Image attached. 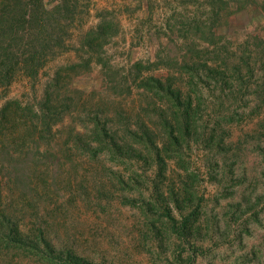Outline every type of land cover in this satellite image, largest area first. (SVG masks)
Instances as JSON below:
<instances>
[{"label": "rangeland", "instance_id": "374dc122", "mask_svg": "<svg viewBox=\"0 0 264 264\" xmlns=\"http://www.w3.org/2000/svg\"><path fill=\"white\" fill-rule=\"evenodd\" d=\"M261 1L42 0L48 59L0 86V264H54L46 247L87 264H264V70L229 86L209 69L264 37ZM155 79L189 95L192 118L142 86ZM42 118L29 159L23 123ZM167 215L190 216L183 237ZM36 228L43 252L3 237Z\"/></svg>", "mask_w": 264, "mask_h": 264}, {"label": "trees", "instance_id": "16d2710c", "mask_svg": "<svg viewBox=\"0 0 264 264\" xmlns=\"http://www.w3.org/2000/svg\"><path fill=\"white\" fill-rule=\"evenodd\" d=\"M26 2L17 8H2L0 9V86H8L14 81L19 73L26 77L33 78L42 68L49 53L51 52L52 43L50 33V20H54L52 11L47 10L42 0H25ZM30 1L35 4L32 5ZM256 0H243L242 5L239 6L234 13H246L250 7H254ZM260 9L264 14V0L260 3ZM258 5V4H257ZM58 18L61 19L60 11L57 12ZM263 27H260V29ZM60 28L56 29V45L61 46L62 40L60 38ZM195 60L192 61L191 66L199 68V66H207L205 61ZM264 70V37L251 36L247 38L246 44L242 49L240 56L230 58L227 62L219 64L215 67H209L210 71L214 75L222 77L225 85L232 86L235 76L244 70L245 73L252 76L254 70H258V67ZM250 76V77H251ZM144 81V80H143ZM264 81V79H263ZM144 85V86H143ZM153 86L149 87L146 82L142 83V86L148 91H153L154 95L159 99L166 98L170 102L174 109V118H182L184 121L189 120L193 116V109L191 108V99L186 93H182L179 89H171L169 86L165 87L160 79L153 80ZM150 88L152 90H150ZM152 93V92H151ZM0 119V136L5 137L6 128L3 125V120ZM31 137L29 143L22 146L26 150V157L31 158L32 148L38 145V141L42 140L46 132H50L53 125L52 119L42 118L37 121L30 120L25 122ZM24 127L21 126V132ZM145 136V132H143ZM95 135L94 133L92 134ZM108 136L106 135V138ZM177 139L173 137V141ZM115 140L112 137L108 139V145L114 146ZM34 146H33V145ZM111 144V145H110ZM37 147V146H36ZM28 177V174H25ZM3 209L0 218L2 222L9 220L8 213ZM11 217V214H10ZM169 222L171 223L170 229L177 236L183 237L186 233L187 224L190 216L181 220L177 226L176 219L167 215ZM1 222V223H2ZM0 223V225H1ZM4 232V231H2ZM38 235V240L34 241L31 238H15L9 233L3 235L7 241L17 242L18 245H22L31 248L37 252H43L39 248V243H44L42 240L44 237L41 229L36 228L34 231ZM16 234V233H15ZM14 234V235H15ZM45 239V238H44ZM48 257L54 264H87L82 258L73 256L68 250L56 251L53 248H48Z\"/></svg>", "mask_w": 264, "mask_h": 264}]
</instances>
